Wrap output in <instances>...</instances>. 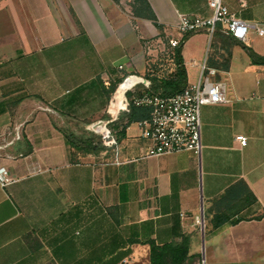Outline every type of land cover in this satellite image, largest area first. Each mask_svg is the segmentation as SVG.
<instances>
[{
    "label": "crops",
    "instance_id": "0c3cea01",
    "mask_svg": "<svg viewBox=\"0 0 264 264\" xmlns=\"http://www.w3.org/2000/svg\"><path fill=\"white\" fill-rule=\"evenodd\" d=\"M147 2L166 35L177 34L181 15H211L207 0ZM221 2L264 28V0ZM158 33L151 20L132 16L130 0H0V148L18 141L31 148L0 161L8 178L0 182V264H149V240L183 235L192 255L186 264H264V64L251 63L240 45L229 48L227 70H216L208 61L221 52L218 39L199 31L182 43L187 84L204 61L229 99L200 107L199 154L146 156L151 142L136 121L115 145L70 158L58 121L76 98L64 103L63 84L106 83L115 69L142 76L141 39ZM81 35L98 66L73 81L75 51L63 43ZM240 42L264 56V34L251 30ZM120 57L126 65H111ZM239 178L261 217L212 229L209 200Z\"/></svg>",
    "mask_w": 264,
    "mask_h": 264
},
{
    "label": "trees",
    "instance_id": "16d2710c",
    "mask_svg": "<svg viewBox=\"0 0 264 264\" xmlns=\"http://www.w3.org/2000/svg\"><path fill=\"white\" fill-rule=\"evenodd\" d=\"M112 1L117 3L119 0ZM130 11L134 17L151 20L159 30V33H161V26L157 24L147 0H130ZM190 34L186 33L181 36L178 44L172 47L174 67L168 75L162 77L149 76L148 73L142 75L143 80L147 82L146 87L142 85L136 91L126 92L125 89V93L123 92L121 97L118 98L120 88H123L122 84L127 80L139 81L142 78L130 76L123 82H121L122 79H116L114 82L105 83L99 77H96L88 82L89 84H97L102 93L107 97L110 92L115 91L114 104L119 101V108L122 104L125 105L118 110L116 118L111 121L112 129L110 132L116 142L124 136L125 127L129 123L147 118L149 114L148 108L134 105L130 100L131 96L138 94L141 89L161 96H168L180 92L187 85L181 47ZM212 36L214 39L219 40L221 48V52L218 53L217 57H211L208 61V64L216 70H227L230 60L229 48L233 45H240L251 63L264 64V56L255 53L251 48L230 35L219 32V26L216 27ZM83 87L79 86V88H75L69 97H75V93ZM67 102H70L69 99H67ZM61 133L68 146L70 158L75 152L95 153L105 147L100 140H96L93 136L75 138L72 132H66L64 129L61 130ZM14 149L21 155H25L31 151L30 146L26 148L22 147V141H18L14 145ZM209 203L206 215L207 213L210 215L209 222L212 229L219 228L226 223L235 224L241 220L258 219L262 215L254 214V210L251 211V207H256L258 203L246 182L241 178L228 185L222 192L210 199ZM148 245L149 264H186L192 258V255H189L188 239L184 235L181 236L178 242L156 244L154 241L149 240Z\"/></svg>",
    "mask_w": 264,
    "mask_h": 264
},
{
    "label": "built area",
    "instance_id": "2783aa9c",
    "mask_svg": "<svg viewBox=\"0 0 264 264\" xmlns=\"http://www.w3.org/2000/svg\"><path fill=\"white\" fill-rule=\"evenodd\" d=\"M207 4L211 9L209 17L187 15L179 17L176 24L179 37L168 40L171 47L177 45L181 36L186 33L204 31L210 39L217 26L222 33L239 41H245L251 30L260 36L264 34V28L237 17L222 4L221 0H207ZM215 72L214 68H209L203 61L200 64L197 80L187 84L180 92L161 96L141 89L138 94L131 96L130 100L134 105L149 109L148 117L137 121L141 128V136L151 142V146L145 152L146 156H158L178 151H191L196 155L199 154L200 107L204 104L229 101L224 84L210 80V76ZM140 81L143 86H147L145 80ZM134 84L128 89H132ZM124 106L122 104V107ZM236 139L240 144L245 142L242 136H237ZM102 142L105 146L115 145L116 141L110 130H104ZM5 173L0 169L2 184L8 182Z\"/></svg>",
    "mask_w": 264,
    "mask_h": 264
},
{
    "label": "rangeland",
    "instance_id": "374dc122",
    "mask_svg": "<svg viewBox=\"0 0 264 264\" xmlns=\"http://www.w3.org/2000/svg\"><path fill=\"white\" fill-rule=\"evenodd\" d=\"M175 32L177 33L176 29ZM178 37L179 35L174 32H171L169 35L161 32L154 36H147L141 39L142 46L148 52L145 55V60L148 70L146 72L149 76L162 77L169 74L170 68L173 67V60L172 47L168 40L170 38L177 39ZM63 44V46H70L73 48V51H75L69 58V64L76 68L78 66V69L73 70H77L78 75H73L72 80L82 81L86 79L88 73L92 71L94 67L98 66V62L91 58L93 55H90V53L88 54L90 50L83 36L67 39ZM129 49L131 48L128 46V50ZM92 61L93 65H88L87 62ZM125 62L126 57L115 58L112 60L111 65L117 66L119 63H124V65H126ZM87 65L88 67L85 68ZM69 71H71V69ZM115 71V75L106 79L107 83L114 82L116 79H122L121 82H123L130 76H137L143 80L142 76L126 73L121 69H115ZM67 81L69 82L70 80ZM88 82H90V80L80 85L84 87L75 93L76 100L71 106H67V104L63 106L67 113L66 116H63L62 122L58 121V124H60V127L66 132H72L75 138L93 136L103 144V132L105 129H112L111 121L116 118L118 110L122 108V106L119 108L120 104L118 100V102L114 104L115 91L110 92L107 97L102 93L97 84H89ZM132 82L133 80H127L122 84V87H129ZM142 85V82L138 81V83H135L131 87L132 89H127L126 91H136L141 88ZM62 87L64 90L68 89V92H64V95H62L64 103L67 99L66 95L71 94L75 88H79L78 85H70L69 83L63 84ZM14 136L19 138V140L21 139V133H15ZM2 143L3 140L0 138V144ZM19 157L18 152L13 148H0V161L6 158L18 159ZM198 264H204V261H200Z\"/></svg>",
    "mask_w": 264,
    "mask_h": 264
},
{
    "label": "bare ground",
    "instance_id": "6f19581e",
    "mask_svg": "<svg viewBox=\"0 0 264 264\" xmlns=\"http://www.w3.org/2000/svg\"><path fill=\"white\" fill-rule=\"evenodd\" d=\"M135 82H137V81H133L132 84H134ZM132 84H131V85H132ZM131 85H130V86H131ZM130 86H129V87H130ZM129 87L120 88V93H119V95H118V98H120L121 95L123 94L124 90H125V89H128Z\"/></svg>",
    "mask_w": 264,
    "mask_h": 264
}]
</instances>
